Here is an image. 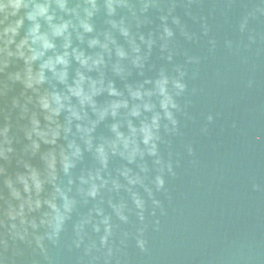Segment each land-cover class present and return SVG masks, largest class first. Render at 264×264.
<instances>
[{
    "label": "water",
    "instance_id": "water-1",
    "mask_svg": "<svg viewBox=\"0 0 264 264\" xmlns=\"http://www.w3.org/2000/svg\"><path fill=\"white\" fill-rule=\"evenodd\" d=\"M0 264H264V0H0Z\"/></svg>",
    "mask_w": 264,
    "mask_h": 264
},
{
    "label": "clouds",
    "instance_id": "clouds-1",
    "mask_svg": "<svg viewBox=\"0 0 264 264\" xmlns=\"http://www.w3.org/2000/svg\"><path fill=\"white\" fill-rule=\"evenodd\" d=\"M12 6L14 9H19L21 7V0H12ZM60 7L61 8H64L65 5L63 3L60 4ZM48 11V8H47V5H37L36 6V11L35 12H31V13H28V19L29 20H35L36 19V16L37 15H45ZM52 17L49 16L48 17V20L51 21ZM23 23V21H18L17 22V27L16 28H9V29H5L6 32L8 31H11L13 33H16L17 31V28ZM39 24H36L31 30H30V34L32 35V37L34 38L33 39V42H41L42 44V48L47 50L49 48H53L54 45L51 43V41L47 38V36H44V35H37V33L39 32ZM68 25L67 23L63 24V25H60V26H54V34L55 35H62L64 31H66ZM84 28H85V31H92V28H91V25H88V24H84ZM27 43V40H24L21 42V46H23V44H26ZM95 43V42H93ZM120 55H123V52H120L119 53ZM21 55H23L21 53ZM43 55V52H36V51H33V55L31 57H29L28 59L31 61V60H35L37 58H39L40 56ZM67 53H65V55L63 56H58L55 60H52L51 58H49L47 61H45L44 64L41 65V71L40 73H38V75L35 77V80L37 83H40L44 80V74H43V69L44 68H48V69H51L52 71H55V65L56 64H64V65H67L68 64V60H67ZM81 64L83 65H86L87 64V58H85L83 56L82 53H79L77 54V57H76ZM66 76H67V73L66 71L65 72H61L59 73V78L61 81H64L66 79ZM78 76H79V79L76 81V86L73 87V88H70L69 90L71 91V93L77 97L80 98V102L81 104H84V103H90L92 98H91V95L87 94L84 92V89L82 87V84L84 82V79L85 77L82 75V74H79L78 73ZM17 79H19V75H17L16 77ZM34 78L32 77L31 75V70H29V76H28V86L31 87V82ZM95 83L96 82H93L92 83V92L93 94L95 93V91L97 90L96 87H95ZM163 83H166V81L162 82ZM178 87H183V85H177ZM164 89H163V86L161 85V92H163ZM109 92L110 94L112 95H115L117 94L115 89L111 86V84L109 85ZM134 95H139V93H135ZM52 99L56 102V104L58 105V107L56 109H51L53 112H56L58 113L59 110H60V107H63V104L61 103V97L58 95V94H54ZM171 102V99L168 98L165 100V102L163 103V107L166 109L168 104ZM41 103L43 105V107L45 109H49L50 108V102L48 100L47 97L45 98H42L41 100ZM114 108L115 107H118V105H114L113 106ZM173 107H175V105L173 104ZM72 111V115L75 116L77 119L80 118L79 116V113L76 112L74 109H71ZM115 114V113H114ZM169 115V118L171 117V113H168ZM114 130H115V126H114ZM85 131H89V130H85ZM145 131V143L148 142L149 139H151V132L150 130L145 127L144 129ZM72 145H70L71 147ZM100 152L101 154H103V149H100ZM79 153V149L77 148L76 149V152L74 153L75 154H78ZM64 160H65V164H64V167H65V171H67V169L71 166L69 163H68V158L67 157H64ZM161 184H163V181L161 180L160 181ZM37 187L39 188V183H37ZM53 208H55V205H52Z\"/></svg>",
    "mask_w": 264,
    "mask_h": 264
}]
</instances>
